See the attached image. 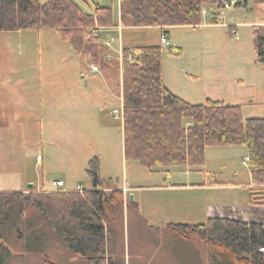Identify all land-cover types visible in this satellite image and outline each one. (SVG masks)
Here are the masks:
<instances>
[{
    "label": "rangeland",
    "instance_id": "rangeland-1",
    "mask_svg": "<svg viewBox=\"0 0 264 264\" xmlns=\"http://www.w3.org/2000/svg\"><path fill=\"white\" fill-rule=\"evenodd\" d=\"M87 2L91 9L95 4L111 6L116 19L117 0ZM220 12L206 7L195 28L124 27L120 34L110 28L100 37H113L117 51L108 54L120 64L119 44L130 50L160 46L164 85L189 102L201 103L208 96L240 105L245 119L264 118V63L257 61L254 35L255 23L264 20V4L250 0L223 9L213 23L212 14ZM163 31L169 46L160 42ZM170 49L180 53L171 54ZM93 65L99 73H90ZM120 72L101 70L90 58L78 56L53 29L0 31V192H26L40 185L60 191L56 181L63 182L62 190L87 189L91 184L86 170L94 157L103 180L136 183L124 157L121 116L113 110L121 112ZM246 156L245 146H210L202 165L176 166L186 171L172 172V178L162 181H143L149 186L129 193L133 200L125 199L127 220L117 224L113 250L120 262L215 264L206 244H191L169 231L159 236L160 231L146 228L170 221L202 222L207 212H227L244 204L249 192L244 188L252 183L249 161L243 163ZM174 183L214 186L188 190ZM128 200L137 204L146 225ZM6 216L8 224L0 231L11 252L7 264H45V257L55 264L83 263L33 209L21 216L15 203Z\"/></svg>",
    "mask_w": 264,
    "mask_h": 264
},
{
    "label": "trees",
    "instance_id": "trees-1",
    "mask_svg": "<svg viewBox=\"0 0 264 264\" xmlns=\"http://www.w3.org/2000/svg\"><path fill=\"white\" fill-rule=\"evenodd\" d=\"M229 1L118 0L119 23L123 27L195 28L201 24L206 7L223 10ZM217 18L218 14H213L212 22L217 23ZM115 25L111 6L95 4L89 12L76 0H0V31L53 29L78 56L90 58L101 70L121 71L127 162H137L149 171L163 166H200L207 147L245 146L252 188L264 197V188L259 186L264 180V118L245 119L240 105L210 98L192 104L175 95L163 84L162 49L158 45L123 49L121 64L107 61L99 29ZM254 35L257 61L264 63V27L255 28ZM86 173L91 185L82 193L35 189L0 192V229L8 224L10 206L18 203L21 216L33 209L56 239L83 262L80 264H122L113 243L124 215V193L104 187L97 157L88 162ZM128 204L139 215L137 204ZM149 228L206 244L215 264H264V253L259 251L264 248V226L260 223L209 218L202 224ZM10 257L0 231V264H7ZM44 260L45 264H55L47 257Z\"/></svg>",
    "mask_w": 264,
    "mask_h": 264
},
{
    "label": "crops",
    "instance_id": "crops-1",
    "mask_svg": "<svg viewBox=\"0 0 264 264\" xmlns=\"http://www.w3.org/2000/svg\"><path fill=\"white\" fill-rule=\"evenodd\" d=\"M76 1L82 7L86 8V10H88L89 12H92L93 9H91L92 7H91L90 3L87 2V0H76ZM262 4H264V3H262ZM116 7H117V10H116V19H115V21H116L117 25H115L113 27H110V28H114V29L116 28V30L118 31V34H120L121 30L124 27L121 26L120 23H119L120 11H119V2H118V0H117V6ZM204 12H205V9H204ZM255 25H256L255 27H259V26L260 27H264V20L257 21L255 23ZM110 28H101V29H99V33H101L104 29H110ZM160 28H161V30L169 29V27H160ZM166 33H167L166 31H163V34H166ZM110 38H113V37H110ZM108 39L109 38H106L105 40H108ZM105 40L103 42H105ZM113 41H114V39H113ZM125 48H127V47H123V46H121V44H119L118 52L120 51L119 53H121V51H123V49H125ZM112 51L116 52L117 50L112 47V43H111V46L108 49V53H110ZM121 56H122V53H121ZM90 73L91 74H96V73H99V72L98 71L97 72H93L90 69ZM120 75H121V72H120ZM121 80H122V78H121ZM119 85L121 86V82H120ZM121 90H122V87L120 89V95H119L121 97H119V98L121 100V103H123V101H122V91ZM169 90L171 91V89H169ZM175 95H177V94H175ZM177 96H179V95H177ZM179 97L182 98L183 100L187 101L183 97H181V96H179ZM207 98L212 99L211 97L206 96L204 98V101ZM212 100H215V99H212ZM220 101H222V100H220ZM187 102H189V101H187ZM203 102H201V103H203ZM190 103H192V102H190ZM201 103H192V104H201ZM113 110H116L118 115L121 116L120 120H122V135H123V105H121L120 114H119V111L117 109H113ZM113 110H112V113H113ZM128 166H130L129 168L132 170V172L135 171L134 178L136 180V183L128 184L127 179H125L123 182H121V184H118V183H113L111 178H109L107 180L104 179V187L106 189H117V190H120V191H122L124 193V208H126V205H127L125 199H127V197H129V193L130 192H132L135 188L136 189H140V188H145V187L149 186V185L143 184L142 183L143 181H146V182L148 181L149 182L150 179L151 180H156V181H162V180H166L168 178H172L174 176V175L171 174L172 172L184 171V170L186 171V168H184V167L178 168L176 166H165V167L163 166V167H159V168H157L155 170L149 171L147 169L142 168L137 162H129ZM107 182L108 183H112L114 186H107L105 184ZM173 185L184 186L188 190H190V189H203V187L206 189V188L214 186V185H206L205 183H203V184L200 183V185L195 184V183H194V185H192L191 183H174ZM63 186H64V184H63ZM215 186H219V184H216ZM232 186L234 188H236V189H237V187L240 188V185H238V184H233ZM252 186H253V183H251L250 185H248L247 187L244 188V189H248L249 190V192H247L248 194H247L246 202L244 204H241L239 206L231 208L227 212L226 211L225 212L224 211L223 212L222 211H219V212H214V211L207 212L206 213L207 217L202 222H195L194 223V222H173V221H170L165 226L164 225L163 226H157V227H155V229L157 228L159 230H162L164 227H166L170 223L189 224V225L202 224V223H205L206 220L209 219V218H229V219L239 220V221L247 222V223L256 222V223H260V224H262L264 226V199H263L264 197H263V195L261 194L260 191L259 192L254 191ZM155 187L164 188V189L167 188L166 185H157ZM34 189L37 190V191H39V190L52 191L53 190V189H48V188L44 187L43 185H40L37 188L35 187ZM57 189L62 190L60 187L57 188ZM63 191H72V190H63ZM139 202H142V200L139 199ZM140 214H141V212H140ZM125 217L127 218L128 214L125 213V215H123L122 219H124ZM126 218L124 219L125 221L127 220ZM137 219L141 220L143 222V224L145 223V220L141 217V215H138ZM146 221H148V220H146ZM122 223H123V220H122ZM155 223L158 224V222H155ZM125 224H126V222H125ZM145 225H146V223H145ZM149 226L150 225H147V228H146L147 230L150 229ZM151 227H153V226H151ZM164 234H166V232L160 231V234H158V235L159 236H163ZM179 239H181V238H179ZM181 240H183V239H181ZM183 241L190 242L191 244L192 243L196 244V242H194V241H188V240H183Z\"/></svg>",
    "mask_w": 264,
    "mask_h": 264
},
{
    "label": "built area",
    "instance_id": "built-area-1",
    "mask_svg": "<svg viewBox=\"0 0 264 264\" xmlns=\"http://www.w3.org/2000/svg\"><path fill=\"white\" fill-rule=\"evenodd\" d=\"M239 2H243L242 0H230L229 2H226L224 3V9H227L229 7H235L237 3ZM222 13H223V10H221L220 14H218V18H221L222 16ZM235 38L237 39L238 37L236 36V34H234ZM113 42V38H109L108 40H106L104 43H105V47H106V51L103 53V57L107 60H111L110 59V55L108 54V49L110 48L111 46V43ZM161 43L165 46H169V41L167 40V36L166 34H163L162 37H161ZM92 71L95 72V71H98V67L93 65L92 66ZM249 159L248 157L245 158V161L244 163L248 162ZM55 186L57 187H62L63 186V182L62 181H56L54 183ZM260 187L264 188V180L263 182L259 185ZM78 192H83V188L82 187H79L76 189ZM260 252H263L264 253V248H260L259 249Z\"/></svg>",
    "mask_w": 264,
    "mask_h": 264
},
{
    "label": "water",
    "instance_id": "water-1",
    "mask_svg": "<svg viewBox=\"0 0 264 264\" xmlns=\"http://www.w3.org/2000/svg\"><path fill=\"white\" fill-rule=\"evenodd\" d=\"M243 2H248V1H250V0H242ZM129 199L130 200H133V196L132 195H129Z\"/></svg>",
    "mask_w": 264,
    "mask_h": 264
}]
</instances>
